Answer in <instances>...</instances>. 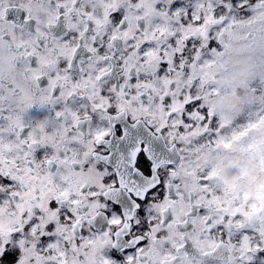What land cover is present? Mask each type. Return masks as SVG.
I'll return each mask as SVG.
<instances>
[{"label": "snow or ice", "instance_id": "snow-or-ice-1", "mask_svg": "<svg viewBox=\"0 0 264 264\" xmlns=\"http://www.w3.org/2000/svg\"><path fill=\"white\" fill-rule=\"evenodd\" d=\"M0 264H264V0H0Z\"/></svg>", "mask_w": 264, "mask_h": 264}, {"label": "clouds", "instance_id": "clouds-1", "mask_svg": "<svg viewBox=\"0 0 264 264\" xmlns=\"http://www.w3.org/2000/svg\"><path fill=\"white\" fill-rule=\"evenodd\" d=\"M10 209L7 207V206H5V208H4V216L7 218L8 217V215H9V213H10Z\"/></svg>", "mask_w": 264, "mask_h": 264}]
</instances>
